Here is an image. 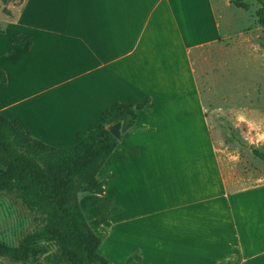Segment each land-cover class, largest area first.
<instances>
[{
	"label": "crops",
	"instance_id": "1",
	"mask_svg": "<svg viewBox=\"0 0 264 264\" xmlns=\"http://www.w3.org/2000/svg\"><path fill=\"white\" fill-rule=\"evenodd\" d=\"M58 2L54 8L58 11L57 18L45 17L43 23H33L27 33L18 31L21 39L26 40L10 38V44L16 50L35 55L36 64L45 63L38 76L41 79H32L36 84L42 83V88L29 87L34 90L24 91L16 100L3 101L10 93V77L0 53V68L7 78L0 84V113L7 117L10 107L44 93L42 101L31 104L41 114L42 130L34 131L22 116L12 115L10 119L19 120L40 140L56 147H66L78 142L77 131L97 126L100 113L112 103L146 101L137 111L134 125L127 129L123 144L122 132L105 163L115 156L120 159L118 162L126 160V138L144 134L145 126L150 122L147 117L152 113L150 108L155 101L153 62L162 58L164 26L171 34L168 43L182 46L193 76L195 46L211 43L218 34L208 40L189 41L186 32L179 29L176 13L179 0ZM208 5L211 7L210 3ZM214 26L220 31L216 18ZM170 27L176 29L175 37L173 31L167 29ZM48 92L57 95L48 98ZM187 105L171 102L162 108L158 106L155 112V115L164 116L159 123L172 126L183 142L184 139L188 141L185 125L194 121L196 116L201 122L200 109H204L199 103L197 111L193 112ZM157 132L164 134L162 127ZM166 144L162 142L161 147L155 148L156 159L152 167L143 172L146 180L142 175L128 179L134 183L132 193L127 192L124 161L122 165L126 212L131 205L139 206V209L143 208L140 218L150 219L155 226L141 233L146 238L143 240L146 249L135 250L139 253V264H146L147 250L152 253L151 264H264V177L247 182L228 177L223 166L217 160L213 162L212 156L217 157L213 150H196L188 144L183 149L174 150ZM170 151L176 154L171 163L163 159ZM195 166L202 170L198 178L187 171ZM119 168L117 166L112 171V178L119 177L115 172ZM181 168L186 170L185 175ZM168 169L171 170L170 176H167ZM126 212L123 216L124 233L127 223L134 218L133 214L127 215ZM166 215L170 220V241L169 246L163 247L157 244V239L149 238L162 233L160 228ZM162 252L169 254V261L158 262L157 254Z\"/></svg>",
	"mask_w": 264,
	"mask_h": 264
},
{
	"label": "rangeland",
	"instance_id": "2",
	"mask_svg": "<svg viewBox=\"0 0 264 264\" xmlns=\"http://www.w3.org/2000/svg\"><path fill=\"white\" fill-rule=\"evenodd\" d=\"M58 4V0H0V27L3 29L0 53L10 77V93L3 101L16 100L24 91L34 90L29 87L35 90L42 88V83L36 84L35 81L41 79L38 76L42 74L45 63L40 61L36 64L35 55L16 50L10 44V38L14 36L16 40H26L21 39L18 31L27 33L33 23L41 24L45 17L52 20L57 18L58 11L54 8ZM258 8L256 0H179L176 9L179 29L186 32L189 41L208 40L218 34V38L211 43L195 46L194 76L182 46L168 43L171 34L164 26L162 58L153 62L155 101L150 108L152 113L147 117L150 122L145 126L144 134L126 138L127 161L122 159L118 162L120 159L115 156L100 169L98 178L104 186L101 195L78 193L86 221L100 239L98 251L112 264H126L129 257L139 264V253L135 250L146 249L143 242L146 238L141 233L155 228L153 221L140 218L143 208L131 205L126 212V204L123 203V161L127 168L125 181L131 176L144 177L143 172L152 167L156 159L154 151L161 147L160 143H167L168 148L174 150L183 149L188 144L196 150H213L217 155L215 158L212 156L213 162L217 160L228 177L244 182L264 177V161L252 153L253 148L264 151V25L258 22ZM215 18L219 21L220 31L214 26ZM167 29L172 30L175 37L176 29ZM148 65L152 67L150 62ZM54 94L57 95L56 92H48L46 97L51 98ZM43 99L44 93L40 92L10 107L6 112L8 114H5L8 118L12 115L22 116L34 131L42 130L41 114L31 104ZM171 102L187 103L189 111L193 112L197 111L199 103L204 106V109H200L202 121L196 116L194 121L185 125L188 141L184 139L183 142L172 126L159 123L164 116L159 113L155 115L158 106L162 108ZM160 127L164 134L157 132ZM128 130L123 132L122 144ZM174 157L176 154L170 151L163 159L171 163ZM178 157L183 159L181 155ZM117 166L120 168L115 172L119 177L112 178L111 173ZM187 171L196 178L202 175L198 166ZM170 172H167V176L171 175ZM181 173L185 175L186 170L181 168ZM133 184L132 179L127 181V192L132 191ZM125 212L127 215L133 214L131 216L134 218L127 223L128 228L124 233ZM168 216L162 221V233L156 238H149L157 239V244L163 247L169 246L170 241ZM36 225L34 215L26 208L0 195V242L15 245L22 235ZM151 254L147 250L146 264H151ZM157 255L158 262L170 260L169 254L162 252ZM0 264L20 263L0 256ZM30 264H43L42 254H37Z\"/></svg>",
	"mask_w": 264,
	"mask_h": 264
},
{
	"label": "trees",
	"instance_id": "3",
	"mask_svg": "<svg viewBox=\"0 0 264 264\" xmlns=\"http://www.w3.org/2000/svg\"><path fill=\"white\" fill-rule=\"evenodd\" d=\"M256 1L264 25V0ZM6 79L0 68V84ZM145 104L112 103L97 126L77 131L78 142L66 147L34 137L19 120L0 113V195L17 201L37 222L15 245L0 242L1 257L30 264L40 253L43 264H112L98 251L100 239L86 221L78 193L104 192L98 172L118 144L108 125L120 121L126 131ZM252 153L264 160V152L253 148ZM126 264L137 262L129 257Z\"/></svg>",
	"mask_w": 264,
	"mask_h": 264
},
{
	"label": "water",
	"instance_id": "4",
	"mask_svg": "<svg viewBox=\"0 0 264 264\" xmlns=\"http://www.w3.org/2000/svg\"><path fill=\"white\" fill-rule=\"evenodd\" d=\"M122 124L120 121L108 125V130L115 136V138L120 139L122 134Z\"/></svg>",
	"mask_w": 264,
	"mask_h": 264
}]
</instances>
